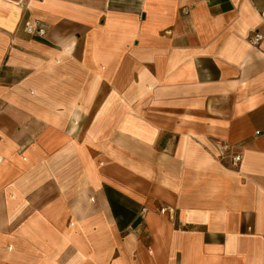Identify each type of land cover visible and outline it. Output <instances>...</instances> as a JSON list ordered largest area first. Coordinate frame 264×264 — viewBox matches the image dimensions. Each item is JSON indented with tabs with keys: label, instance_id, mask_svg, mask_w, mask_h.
<instances>
[{
	"label": "crops",
	"instance_id": "1",
	"mask_svg": "<svg viewBox=\"0 0 264 264\" xmlns=\"http://www.w3.org/2000/svg\"><path fill=\"white\" fill-rule=\"evenodd\" d=\"M262 30L264 0H0V264H264Z\"/></svg>",
	"mask_w": 264,
	"mask_h": 264
},
{
	"label": "built area",
	"instance_id": "2",
	"mask_svg": "<svg viewBox=\"0 0 264 264\" xmlns=\"http://www.w3.org/2000/svg\"><path fill=\"white\" fill-rule=\"evenodd\" d=\"M185 12V11H184ZM186 13V12H185ZM23 30L24 32H26L27 34H35L38 36H44L46 33L45 27L43 26V24H41L39 22V20H26L24 22V26H23ZM264 38V30L262 31H255L252 33V35L249 37V41L252 45H256L258 44V42H260L262 39ZM259 132H256V134H258ZM240 160V156H235L233 158V162L235 165L238 164ZM165 208H162L161 211H164Z\"/></svg>",
	"mask_w": 264,
	"mask_h": 264
},
{
	"label": "water",
	"instance_id": "3",
	"mask_svg": "<svg viewBox=\"0 0 264 264\" xmlns=\"http://www.w3.org/2000/svg\"><path fill=\"white\" fill-rule=\"evenodd\" d=\"M140 221H141V217H138V218L134 221L133 226H134V227L137 226V225L140 223Z\"/></svg>",
	"mask_w": 264,
	"mask_h": 264
}]
</instances>
